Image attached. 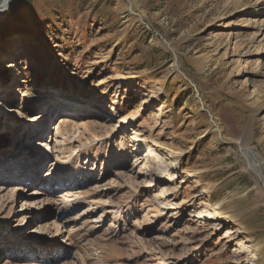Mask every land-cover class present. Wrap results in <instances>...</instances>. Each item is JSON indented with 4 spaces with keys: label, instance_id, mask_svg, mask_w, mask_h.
<instances>
[{
    "label": "rangeland",
    "instance_id": "obj_1",
    "mask_svg": "<svg viewBox=\"0 0 264 264\" xmlns=\"http://www.w3.org/2000/svg\"><path fill=\"white\" fill-rule=\"evenodd\" d=\"M139 2L142 9L134 10L129 0H17L1 19L0 62L7 60L4 52H17V65L4 74L15 81L0 96V140H10L11 151L21 143L20 171L26 170L28 153L41 163L33 166L36 180L22 172L0 174L8 187L4 194H15L14 213L0 217L6 227L24 228L32 217H20L19 199L30 202L32 215L37 212L55 229L49 234L55 243L64 239L60 235L70 237L75 226H97L98 234L119 238L120 250H110L113 264H264V118L255 103L264 92V52L255 43L264 2ZM230 32L236 37L231 48L240 50V58L227 56L223 36ZM5 70L0 65V74ZM51 88L73 89L81 99L97 95L105 111L116 115H105V124L83 133L68 127L57 145L49 134L35 137L28 121L48 112ZM153 92L159 100H151ZM209 108L219 115L229 111L233 135L221 134ZM125 120H133L128 130L120 124ZM53 126H47L52 135L58 130ZM133 132L183 153L179 169L160 170L171 179L153 181L132 160ZM43 142L49 145L45 152ZM50 154L54 160L73 155L74 176L83 182L73 185L76 180L67 175L65 183L49 187L57 203L30 193L46 187L42 180L54 166ZM191 172L195 176L188 178ZM157 191H167V201ZM62 194L79 195L77 207L65 212ZM218 204L221 220L196 217ZM121 209L126 212L119 222ZM8 229L0 228V240L10 243ZM78 235L83 240L76 243L87 245V235ZM10 246L4 259L11 258ZM93 249L101 255V249Z\"/></svg>",
    "mask_w": 264,
    "mask_h": 264
},
{
    "label": "bare ground",
    "instance_id": "obj_2",
    "mask_svg": "<svg viewBox=\"0 0 264 264\" xmlns=\"http://www.w3.org/2000/svg\"><path fill=\"white\" fill-rule=\"evenodd\" d=\"M16 1L17 0H3L2 3H0V21ZM129 1L132 4V8L134 10L137 8H141L139 0H129ZM261 1L264 2V0H261ZM250 22H253L254 24H256V22L252 20ZM257 24L261 30L255 36V43H257V46L261 48L260 50L264 52V18L259 20ZM262 28H263V31H262ZM223 38L225 42L224 45L226 47L227 56H229L230 58L239 56L240 58V54H241L240 50H237L236 47L234 49L231 48V45L236 43L234 41V39L236 38L235 32L227 33L225 36H223ZM4 53H6L4 54V57H6L7 60H3V62L2 61L0 62V65H2V67H6L5 72L0 74V96L4 92V88L6 86L12 85V83L15 81V79L13 78L9 80L7 76L6 77L4 76V74L11 72L13 69H15L17 65L14 61L15 56H16L15 53L17 52H15L14 54L12 53L8 54V52H4ZM127 81H129V79H125L124 82L126 83ZM48 93L49 94L46 96V99H47L46 103L48 102V105L45 108L48 112L40 113L36 115V117L32 120V122L28 121V123L32 124V127H30V130L36 135L35 137H39L40 133L49 134L50 137L53 139V141H56V145L59 144L60 142L58 139L60 137V134L68 127H70L72 131L74 129H77L83 133L84 131L91 129L92 127H97L99 125H102L103 121L105 124V122L107 121V118H105V115L112 116V117L116 115L115 111H112V110L108 112L105 111L104 102L103 100L98 98L97 95H87L86 97H83V99H81L77 95L78 94L77 91L73 89H70L69 91H66V92L64 91L61 92L60 90L55 91V89H52V88L48 90ZM151 100L152 101L159 100V94L153 92L151 95ZM255 103L258 106L260 115L264 118V92L258 95V97H256ZM208 110L212 114V118H213L212 120H213L214 126L219 129L221 134L223 136L233 135L234 127L232 124V118L229 114V111H224L221 115H219L212 108H209ZM52 114L53 116L51 118L52 121L50 124L52 123L54 124L53 126L54 130L58 129L57 131H54L53 135L51 134L50 131H48V128H47V126L50 125L49 123L47 124V119H48L47 117L48 116L50 117ZM132 122L133 120H125L121 122L120 124L122 128H124L125 130H128L130 123ZM1 123H3V125H11L10 123H5V122H1ZM131 138L134 143L132 145L130 144L131 145L130 155L131 157L133 156L132 160L137 159L138 165L142 166L143 168L142 172L144 173L145 171H148L147 176L153 177L154 179L153 181L156 180L159 182V181H163V180L165 181V180L171 179L168 176L170 175L168 173L166 174L168 177L166 179L163 178V176L160 175L161 174L160 170L163 166L165 167L164 171H167L170 169H175V170L179 169L181 161H182L183 153L178 152L169 146H165V145H161V143H157L156 140L153 139L152 137H149V136L141 137L138 135V132H133L131 135ZM65 140L67 141V139ZM95 140L96 139H93L92 142H89L88 144L90 145L91 143L95 142ZM9 143H10V140H7V139L0 140V152L4 151V154L0 155V174L2 175V173H4L6 175H3V176L13 177L16 173L20 174L22 172V176H24L28 180H32V178L36 180L37 176L39 175L35 174L33 176L34 172H36L35 171L36 167L33 168V166L36 163L38 164L41 163V161L36 159L37 157L31 156L28 153L27 158H26V163H25L26 170L20 171V167L22 163L20 162L18 164V162H19V159L23 158L22 156L23 150L19 149L21 143L19 146H17L15 150H12V151L9 150V147H8ZM41 146H42V149L44 150L43 152H45V150L47 149L49 145L43 142L41 143ZM84 147L85 148L87 147V143L82 145L83 149ZM50 155H52L51 156L52 158H50L48 161L53 163L54 166H53V169L48 174V176L42 180V182L45 181L46 187L39 188L37 190L31 191L30 193H36V194H41V195L43 194L44 196L42 197V200L44 202H47L48 200V202L57 203V201L53 200L54 198H52L55 192L53 191V189L51 188L49 189V187H52V188L55 187L57 182H60L61 184L65 183L63 179L67 175H71V177H74V179L77 181V183L75 181L74 182L75 184L73 185H78V184L80 185V184H83V182L80 181V178H78V176L76 175L74 176L75 170H74V165H73V155H66V156L59 155L56 160L53 159L55 157V154L54 155L50 154ZM254 166L258 168V170H260L261 164L254 161ZM28 169L30 172L27 171ZM111 171H114V170H111ZM194 176L195 174L191 172L189 173L188 178H191ZM1 182L2 181L0 178V202H1L0 203V215L5 216L7 213L6 216H9V214L14 213L15 211L14 204L11 205V202L15 201V197H14L15 194L12 191H10L12 193L10 196L9 194L8 195L4 194L5 191L7 192L8 187L7 185ZM34 182L36 183V181ZM151 186H154L153 182L151 183ZM15 188H19L18 185H16ZM74 191H77V190H74ZM94 193H95L94 195L97 194L96 192ZM69 195L70 194L61 195L62 198L65 199V200L63 199L64 200L63 210H65V212L69 208H76L79 203V200L77 199L79 198L78 197L79 195L77 197L75 195L74 198L72 197L73 199L68 198ZM156 196L159 198L165 199V200L169 197L167 191H157ZM8 201L10 203L6 205V202ZM19 201L23 206L21 208V211L23 213L21 214L20 217L22 216L25 217V215L26 216L29 215V217H32V218L24 228H19V226L6 227L5 224L7 223V221L2 216L0 217V228L2 229L9 228L8 229V232L10 233L9 237L10 239H12L10 241L12 247L10 246L11 251L9 252L11 254L10 255L11 258L8 260L4 259V256H5L4 253L6 252L5 249H9L7 246L10 243H8L7 240L5 241L0 240V242H2V244H0V264H28V263L31 264L32 262L33 264H52L51 260H55L54 264L56 263L58 264H81V263L82 264H113L112 261L114 259L111 256H114V255H110V250L111 249L118 250V251L120 250V246L119 247L117 246V241L119 238L115 239L114 236L110 235L109 237H113L115 239L114 242L113 243L108 242V241L104 242L105 239L109 238L105 236L107 235L106 232H105V235L103 236L96 232L98 228L97 226L95 227L92 225L93 227L90 228L89 227L90 225H89L87 226L88 227L87 228L85 227L86 225L85 226L83 225V227H85L84 230L82 229L83 227L75 226L73 231H75L76 233L72 231V234H70L71 235L70 237L66 235L64 236L60 235V238L63 237L64 241L61 238L55 243L53 239H51L49 236V234L52 233L53 230L55 229H51L49 227L50 225L49 223L48 224L44 223L43 222L44 220L40 219L39 216L36 215L37 212H35L34 215H32L31 211H33L32 209L35 210L34 208L35 205L30 206V202H26L25 200H24L25 202L22 201L21 199H19ZM67 201L68 203H66ZM98 203L99 204L105 203L102 206L103 208L104 206H106V202H98ZM95 204L97 203L95 202ZM99 204L97 205L99 206ZM7 206H9V208H7ZM107 212H108L107 210H104V214ZM125 212L126 211L124 209H121L119 211V218H120L119 222L123 221ZM218 214H219V204L217 207H214V209H209L203 212H199L196 217L199 219H205V220H210V221L218 220V219L221 220V217H216L218 216ZM82 216H84V214ZM102 219H104V217ZM231 222H232L231 219H226V223H231ZM215 225L216 227L219 226V224H215ZM42 227L47 228V230L43 231L44 229ZM86 228L88 229L87 231H85ZM123 231H124V227L122 228V233H124ZM80 232H84V234L87 235V241H88L87 245L82 244L83 242L76 243L79 240L77 239L78 237L80 238V240H83V237L78 235L80 234ZM54 233H57V232L55 231ZM33 237L36 238L34 241H33ZM39 237H40V243L36 245V241ZM88 237H90V240H88ZM101 240L103 242H101ZM53 243H55L56 245L62 244L63 246L68 245V250L64 248L59 249L58 247H54L55 245ZM92 245L93 247H97L98 249L102 250L101 255L97 253L94 254L92 252V250H94ZM63 252H65L66 254L61 255V253ZM246 252L248 251L246 250ZM70 254L72 255L73 261L69 260ZM109 258L110 260H108Z\"/></svg>",
    "mask_w": 264,
    "mask_h": 264
},
{
    "label": "water",
    "instance_id": "obj_3",
    "mask_svg": "<svg viewBox=\"0 0 264 264\" xmlns=\"http://www.w3.org/2000/svg\"><path fill=\"white\" fill-rule=\"evenodd\" d=\"M3 0H0V3H2Z\"/></svg>",
    "mask_w": 264,
    "mask_h": 264
}]
</instances>
